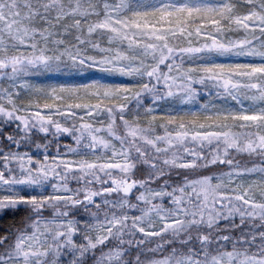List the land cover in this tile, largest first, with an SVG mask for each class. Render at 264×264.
<instances>
[{"label": "snow or ice", "instance_id": "snow-or-ice-1", "mask_svg": "<svg viewBox=\"0 0 264 264\" xmlns=\"http://www.w3.org/2000/svg\"><path fill=\"white\" fill-rule=\"evenodd\" d=\"M189 138L230 187L135 177ZM261 219L264 0H0V264H264Z\"/></svg>", "mask_w": 264, "mask_h": 264}, {"label": "rangeland", "instance_id": "rangeland-1", "mask_svg": "<svg viewBox=\"0 0 264 264\" xmlns=\"http://www.w3.org/2000/svg\"><path fill=\"white\" fill-rule=\"evenodd\" d=\"M211 102L213 104H217V105L226 103L225 100H222L219 98H213ZM159 147L169 149L167 152H161L160 153V159H162L165 163L164 164H158L155 169L148 168V167H138L136 169V172H135V177L137 179H140L142 177H147L149 175V173H151V179L155 182L162 177L167 178V176H169V174H170L169 172H171L172 170H175V169L188 170V168L179 167V165H181L185 162V154L186 153H188V154L194 153L195 154V156L188 155L187 159H192L193 162L196 164H202V163H204V161H206V160L198 159V157L201 154H203L204 156H208L209 158L211 156V152L209 151V147H208L207 143H205L203 146H201V144H199V143L191 142L190 138H189L188 142L183 144V145L176 143L175 145H172V146L165 144V145H159ZM215 149H216V145H213L212 151H215ZM152 155H155V154L152 153ZM151 163L157 164V161L153 160ZM190 169L194 170V168H190ZM227 170H225V171H227ZM224 172H222L220 174V180L222 183H224L225 185H228L230 187L229 178L227 176L223 175ZM173 173H175V172H173ZM119 175L123 176L124 172L121 171L119 173ZM131 175L132 174L129 173L130 177H131ZM218 193H220V194L224 193V196L231 195L230 191H228L224 188L218 190L217 194ZM210 196H209V198H210ZM203 201H205V200H203ZM219 202H222L223 207H220V209L217 213H219L222 216L229 215V213L227 211L229 208L234 209L235 207H238L235 200L224 199V200H219ZM213 216H215V214ZM257 221L258 220H255L254 223H257ZM263 221H264V219H263ZM229 223H231V221H229ZM221 224H223V225H220V227H226L227 226L224 222H221ZM257 224H260V223H257Z\"/></svg>", "mask_w": 264, "mask_h": 264}, {"label": "trees", "instance_id": "trees-1", "mask_svg": "<svg viewBox=\"0 0 264 264\" xmlns=\"http://www.w3.org/2000/svg\"><path fill=\"white\" fill-rule=\"evenodd\" d=\"M205 163H207V162L204 161V163H202V164H205ZM227 169H228L227 165H223V164H221V165L217 164V165H214L213 167L207 168V169L199 168V167L194 168V170H191L190 168H188V170L175 169V170H172L171 172H169L170 174H169V176H167V178L162 177V178L158 179L157 181H155L153 183L152 186L156 187V186L160 185L162 183V181H164V180L172 181L173 186H179L184 182L183 178H185V177H187L188 180H192V179L198 178L200 176L207 175L208 173H219V174H221L222 172H224ZM173 172H175V173H173ZM101 178H103L102 174H101ZM221 196H224V193H222V194L218 193L214 197L210 196V198H208V200H206V201L201 200V205H206V207H203L200 209L204 212L205 216H207L209 214H211V215L215 214V216L220 215L217 212L219 211V209L222 205V202H219V200H221ZM189 207H191V206H189ZM220 216H222V215H220ZM221 222H224V221L221 220ZM257 223H264V221H263V219H261V220H258ZM220 225H223V224H220Z\"/></svg>", "mask_w": 264, "mask_h": 264}]
</instances>
